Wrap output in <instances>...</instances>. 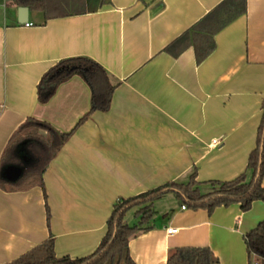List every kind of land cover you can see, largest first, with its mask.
Returning a JSON list of instances; mask_svg holds the SVG:
<instances>
[{"label":"crops","instance_id":"0c3cea01","mask_svg":"<svg viewBox=\"0 0 264 264\" xmlns=\"http://www.w3.org/2000/svg\"><path fill=\"white\" fill-rule=\"evenodd\" d=\"M223 1L85 0L84 14L63 18L29 9L26 26L18 23L20 7L0 0V169L28 118L68 133L89 112L91 89L79 76L46 104L38 101L41 78L59 61L93 59L116 85L110 108L93 113L50 162L44 189L0 185V264L49 237L57 258H86L106 236L119 199L184 181L193 169L199 182L245 172L262 119L264 0H247L246 14L215 35L200 64L193 46L177 57L166 51ZM173 197L155 210L152 228L130 240L134 264H167L178 248H207L217 264H249L245 235L264 221V202L210 214L183 210Z\"/></svg>","mask_w":264,"mask_h":264},{"label":"trees","instance_id":"16d2710c","mask_svg":"<svg viewBox=\"0 0 264 264\" xmlns=\"http://www.w3.org/2000/svg\"><path fill=\"white\" fill-rule=\"evenodd\" d=\"M108 1V0H107ZM18 7L40 11L45 20L63 18L85 13V0H13ZM106 0H103V3ZM247 12V0H224L190 30L175 40L166 51L179 56L186 48L193 46L198 64L215 49V35ZM73 76L81 77L91 89V107L68 133H58L48 124L28 118L11 137L3 154L0 169V185L10 191H27L34 187L44 189L43 175L50 162L62 146L93 113L105 112L110 108L114 85L107 71L96 61L87 57L64 59L50 68L37 87L38 101L46 104L55 95L58 87ZM26 144L24 145V143ZM27 155L28 164L20 156ZM10 166L23 168V175L15 182L3 177V171ZM264 98L262 119L258 130L257 145L251 152L245 172L231 181L197 180L193 169L186 180L173 181L146 193L129 199H119L108 220L107 234L91 256L81 259L57 258L54 239L49 237L32 250L8 264H134L129 256L131 239L152 228L151 221L156 212L154 202L167 194H173L181 206L188 209L207 210L210 214L219 207L239 204L241 210H250L256 201L264 202ZM46 200V195H45ZM47 218L50 219L48 206ZM134 211L137 224L126 222L128 213ZM249 264L258 261L264 264V221L245 235ZM167 264H217L207 248H178L171 252Z\"/></svg>","mask_w":264,"mask_h":264},{"label":"water","instance_id":"95a60500","mask_svg":"<svg viewBox=\"0 0 264 264\" xmlns=\"http://www.w3.org/2000/svg\"><path fill=\"white\" fill-rule=\"evenodd\" d=\"M28 20H29V8L20 7L18 9V23L20 25H26L28 24ZM25 144L26 142L24 143V145ZM20 158L24 164L29 163L27 155H23ZM23 172H24L23 168L20 166H10L3 171V177L10 182H15L23 175Z\"/></svg>","mask_w":264,"mask_h":264},{"label":"rangeland","instance_id":"374dc122","mask_svg":"<svg viewBox=\"0 0 264 264\" xmlns=\"http://www.w3.org/2000/svg\"><path fill=\"white\" fill-rule=\"evenodd\" d=\"M167 195L168 196H165L166 198L162 197V198H160V200L158 199L154 202V206H153L154 210H158V209L162 208L163 206H166L168 203H170V201H172L174 199L173 194H167ZM126 222L130 226H134L137 223V219L134 216V211H131L130 213H128V215L126 217ZM120 264H123V263H120Z\"/></svg>","mask_w":264,"mask_h":264},{"label":"built area","instance_id":"2783aa9c","mask_svg":"<svg viewBox=\"0 0 264 264\" xmlns=\"http://www.w3.org/2000/svg\"><path fill=\"white\" fill-rule=\"evenodd\" d=\"M5 6L6 5L4 4L3 7L5 8ZM26 26H29V24H26ZM214 143L217 144V141H214ZM182 209L185 210L186 207L185 206H182ZM167 233L170 234V235L175 234V233H177V229L169 228V229H167ZM253 264H258V263L257 262H254Z\"/></svg>","mask_w":264,"mask_h":264}]
</instances>
